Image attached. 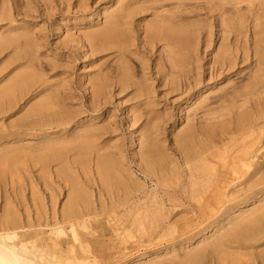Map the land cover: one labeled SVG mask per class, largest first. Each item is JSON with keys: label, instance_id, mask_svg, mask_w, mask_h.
Here are the masks:
<instances>
[{"label": "bare ground", "instance_id": "obj_1", "mask_svg": "<svg viewBox=\"0 0 264 264\" xmlns=\"http://www.w3.org/2000/svg\"><path fill=\"white\" fill-rule=\"evenodd\" d=\"M33 1L37 2V9H40V11L42 10L43 15L47 14L49 9L54 8L52 4H54L56 1L59 3L60 6L63 5L64 2H66L67 4H64L65 7L66 5L70 7L71 5L75 4V6L79 9L76 16L80 17H78L74 21V26L83 24L89 25L93 21L101 18L104 20V22H102V26H100L101 24L95 25L101 28L100 30L96 31L95 35L86 34L84 36V39L88 41L89 44H87L89 45V49H91V52L113 50L114 53H117L119 56L116 55L115 58L117 59H114L113 68L108 69L109 71H113L109 74L114 73V75H108L107 78L102 76V78L104 77V79L98 78L97 80L93 81L92 77L90 83L88 82V84H90L91 86V91L89 90L90 95H88V100L90 103L94 102L93 100L103 94V92H105L106 89L109 87L114 88V92H116L117 95L124 94L129 88H134L132 92L135 96L134 100H137V102L134 103L133 106H131L130 108L127 107L128 112L126 111V114H130L128 117V123H140V120H143L140 125H143V129H145L147 127V124L151 123L154 120L152 114L155 111L152 110L151 107L160 105L158 101L154 100L155 97L151 99V94L154 92L155 89L158 88L161 92V97H164L165 99L164 105H166L167 102H170V100H172L173 103L185 104V109L183 110V112L185 115H187V122L185 124L187 127L184 129V131L182 130V132L177 134L174 138L173 145L175 151L180 156L179 161L172 155H170V153H166L164 148L160 146L158 147V144L155 143L154 145H152V139L150 135L142 134L143 137L145 136L146 141L145 152L138 150V152L136 153L137 155H139L138 165L140 167L142 177L145 178L144 180H150L153 183V188H150V190H148L146 181L135 178L134 175H132L131 173L126 172V175L122 174V171H125V169L122 167L124 164H120L124 161L120 162V160H118L120 159V157H118L117 159L114 156L110 155H97L96 159L93 160L92 169L96 173V179L100 181V185L105 188L99 192L98 196H95V199L94 195L89 192L90 190L86 191L88 189H86L85 187V189H83V187H81L82 185L80 186L75 183L76 180L78 183L79 181L78 177L74 173V170H72L71 165L77 163L79 164L78 167L81 169V172L83 171L90 173L92 169L89 166V153L90 150H93L98 146H95L93 144V141H95L97 136H99L97 134L98 129L90 128L91 130L84 131L83 134H81L80 136H75V138L71 137V140H68L67 138H62L65 135L64 134L61 139H59V141L57 140V143H53L52 146H49L50 148L47 150V152H45L47 153V156L44 157L43 155V157H47L50 162L52 161L60 164V167L56 166L55 170L52 169V171L54 170L55 176H57V178L60 177V175L61 178H65L64 176L66 175L67 178H65L64 184L65 181L71 182V192H68L67 196H65L66 200L65 198L64 200H62V205L59 203L61 205V207H59V210H56L55 202L53 199L54 197L50 193L49 196H51H48V199H50V201L48 200L49 202H47L49 204L46 205L44 203V199H42V194L40 195V193L36 190V187L32 183V181L30 182V186L28 187L30 189V202L32 204L30 208L33 207V210L29 209V204L27 205L26 201L22 200L24 197H20L23 196L20 195L21 193H19L21 189L17 188V185H19L17 180H21L19 181L20 183L22 182L21 177L20 179H15V177L17 178V176L19 175V167L15 168L13 165L14 161H16L14 158L20 159V154H22V152H24L25 150L18 151L19 149H7L0 151V200L3 203V206H0V264H67V262L65 263L62 260V258L65 257V259H68L71 255L69 253L70 256L68 257L67 252H72V250L74 254V256L72 255L73 259L78 253V258L76 259L79 260V258H81L80 261H83L82 258H84V255L88 256L87 254H84V251H89L90 248H92V250H99L100 247L101 250H103L107 240H109V244L113 239H115L116 241L119 240L118 242H121L123 244V242L125 241L123 237L125 235H131L132 226H136L139 229L137 231H141V233L146 232V234L148 232L150 235L153 229L156 230L158 226L162 225L159 228L164 227L165 231L167 232L166 235H168V233L173 235L177 228L181 227L180 230L178 229V231L182 230L183 232L187 230L189 232V230H192V227L203 225L202 229L197 231L193 235L195 236L200 233H203L199 236V238H202L205 235V231H207L209 228H214L217 224L223 222L229 217L231 213H233V188L234 184L237 183L238 179H243V181L241 182L242 184L246 185L245 187L241 185L243 188H241L240 190H242L243 193L246 194V197L240 202H238V206L243 203H248V201L252 197H254L255 194L260 193V196L263 197L264 163L259 160V158H262L263 154L262 156H258V152L261 153L260 151L264 150V110L258 109L257 107L263 104L264 102V16L256 15L259 13H256L257 11H254L256 14L253 13L255 15H252L250 22L252 23V25L249 24V27L243 24V18L241 17L240 20H242L243 25H240V27H234V25L228 24L226 28H224L222 27V23L221 25L219 23V31H217L218 34L217 36L216 34L214 35L218 37L220 43L218 42L219 44H217L218 47L216 46V49H212V42L210 40L212 33L208 31L205 35H203L201 29L198 28L195 30V24H191L189 23L190 21L188 22L183 20L184 16L182 17L179 15L180 12L182 13V11H186L185 9H183V7H186L187 0H75L73 4L72 2H70L71 0H0V54L10 47L12 48V51L14 53H16L17 50L20 49L24 50L27 45H29L32 41L36 40L37 36L35 38V33L30 29H26L25 27L26 20L30 16L31 5L34 4ZM90 1L92 2V5H90ZM212 1L210 2L214 3ZM244 1L245 4H251L256 2L255 0ZM13 2L14 4L16 2L18 3V5L16 6L17 12L13 7ZM107 2H112V4L108 8H99V6L107 4ZM200 2L202 3V1L198 2L199 5ZM235 2H237V0ZM261 2L262 1H260V3ZM219 3L224 4L225 2L222 1ZM205 4L207 3L205 2ZM236 4L234 5L237 8ZM93 5L94 7H92ZM169 5H175L176 8H179L178 11H171L170 7L167 8V6ZM195 5L197 6V3ZM228 5H225V7H228ZM241 5H238L240 6L239 9L237 8L238 10L236 9L238 12L240 8H242ZM251 5L255 6L253 4ZM89 7H91V9ZM218 7L220 6L218 5ZM230 7L232 9L231 5ZM176 8L175 10H177ZM92 9L94 11H91ZM193 9L195 10V8ZM253 9L256 10V7ZM147 10L154 11L152 15L155 19H152L156 21V24L154 23L152 25L151 23L145 25V35L141 41L143 46L146 48L145 51L147 50V53H149V58L146 54V57L148 59H141V64L139 65V67L137 65L138 69L133 70L134 68L131 67L133 64V62L131 61L133 56L131 58L129 57V54L136 55L138 50L134 49V47L136 46V40L130 33V24L132 22L133 16L146 12ZM208 10H210V8ZM231 11L233 10H230V12ZM248 11L249 10H247V12ZM176 12H178V14ZM247 12L244 13L248 14ZM42 13L40 12V16ZM233 13L234 12H231L232 15ZM188 15H186L187 19ZM16 17H19L21 19V25L19 27H13V24L16 23ZM243 17L245 18V16ZM247 19L248 17L246 18V20ZM191 21L193 23V19H191ZM228 21H230L229 23H233L234 17L230 18V20ZM206 24L207 23H205V25ZM54 25L55 29L57 22ZM237 25H239V23ZM5 26H7L6 29L2 31ZM200 39L201 46L199 44ZM85 40H82V42H84ZM160 43L162 45H159L160 47H158V44ZM31 47H29V49ZM88 55L90 56V54ZM3 61V59H0L1 67ZM26 61L28 62V60ZM104 61H106V59ZM140 61L138 63H140ZM150 61L154 66L153 69L152 67L149 68L146 66L147 62ZM10 62H12V60H9V63ZM16 62H18V60L15 61V63ZM107 62L108 61H106V63ZM130 62H132L131 66ZM100 63L102 64L101 59ZM254 63L255 66L253 69H251V66ZM98 65L100 64L98 63ZM102 66L103 65H101L100 67ZM101 71H105V69H101ZM89 73L91 74V72ZM11 74L12 72L7 75V80H10V86L4 89L1 88L0 90V146L2 145L3 141L7 142L10 140H8V138L10 137V134L12 135V133L9 131V129L12 128L15 129L17 127L21 128L24 126H31L30 128L32 129L36 127L43 130L50 129V131L51 129H55V132L46 135L47 138L50 136H55L60 133L67 132L68 130L70 131L72 125H74V130H77L79 127L81 128L84 125L80 124L76 126L74 121L76 117L74 115L65 114L62 111H59L58 109L55 110V108H53V106L57 107L59 105L55 102V96L53 95L55 92L53 94L47 92L48 87L43 89L39 93L34 94V97H37L39 95L40 97H43L45 93V99H42L41 101L39 100V102H35L34 104L33 102H31L33 105L31 104L32 106L29 109V112L27 114L23 113L24 117L21 115L22 117L20 116L21 118L18 121L12 123V121L10 120H12L13 116L11 117L10 115L13 113L14 107H16L14 105V101H16L15 99L17 95L19 94L18 98H20V94L21 96L23 94L27 96L26 93H28L27 91L33 83H36V85H38V82H42V80L45 81V79H41V81L38 80L35 82L32 79L31 81H33V83L30 82V84L29 82H26L28 75L26 76L24 74L26 76V79H24V76H22V74L20 76L17 75L19 79H16L14 81L16 77H13L11 79ZM242 74H245V76L243 77H246V80L243 83H235L232 86L227 84L230 87L227 88L225 91H222L221 94H218L214 97H209L212 94H210L209 96L205 95L208 91L211 90L210 87L217 85L221 81L231 83L232 77H240ZM100 75L102 74L100 73ZM148 75H150L148 82L150 83L151 81H154L155 83H158L159 86L154 88L153 86H151L153 83L145 84L147 82L146 77ZM152 75L154 76L153 78ZM30 76L32 77V75ZM106 79H111V81L113 80V83L108 82V80L107 85L105 81ZM85 82H87V80ZM42 85H44V82ZM53 87H55V85ZM15 92L19 93L16 95ZM215 92H219V90H216ZM168 96L170 97L168 98ZM140 98L144 99L141 100ZM144 100L146 101L143 102ZM192 101H194V103L191 106L190 104L192 103ZM119 103H121V101ZM93 105H95V103ZM87 106H89V103ZM142 106L148 108L149 110L143 108L144 111L141 112L140 108ZM254 108L256 110L251 111V109ZM180 110V112H182V109ZM235 110H238L236 117L233 116ZM8 116L11 117H9L10 120H8ZM99 120L101 121V119ZM7 121L8 124L6 123ZM105 121L107 120L105 119ZM102 124L103 123H101V125ZM86 129H88V127ZM93 138L95 139L93 140ZM72 142H74V145H71ZM4 144L5 143H3V145ZM131 148L133 149V147ZM42 150L41 153H43ZM33 153H35V151ZM36 156H34V158ZM30 157L32 158V156ZM30 157L28 158L30 159ZM70 157L72 159H70ZM40 160L38 158L37 161H39L40 163ZM257 160H259L260 162H257ZM17 163L16 167L18 165ZM20 163L18 166H21ZM24 164L25 163H23L22 169H25L23 167H26L24 166ZM43 164L40 163V166ZM33 165H35V163ZM44 166L42 168V173H40L41 175L43 174V177H46L45 179H48L49 181L50 172L48 169H46L47 167L45 168ZM35 168L37 169L36 165L34 166V169ZM40 169L41 167L39 168V171ZM81 172L79 173L81 174ZM24 174L26 176L25 178L27 179V176L29 175H26V173ZM105 178L107 181H110V179H112V181H115L114 185H110V183L108 184V182L104 181ZM49 182L52 183L51 180ZM74 183L77 185H74ZM53 186L55 188V184ZM66 186L67 184L64 185V187ZM44 191H46V188ZM12 192L16 194L17 198H22L20 201V203H22V207L20 205L22 211L16 209L15 206L12 205V198H10V194ZM28 193L29 192H27V195ZM106 195H108L107 198H105ZM250 196L252 197L250 198ZM185 206L189 209L186 211V214H182V212L179 210L181 208H185ZM55 230L59 231V236H56L57 238L54 237ZM107 234H113L114 238L108 239L107 237H105ZM262 234H264V202H262L258 207L252 209L249 213L245 214V216L238 219H233V222L227 228H225L224 232L221 233L218 238H216L212 243H210L206 247L211 250V253L214 258V264H228V261L232 262V256L234 255V252L232 253L225 249L227 244L229 245L232 241L248 243L251 239L254 240L257 237H260V235ZM61 235H65V237L60 238ZM169 237L171 236H168L167 238ZM104 238H107V240L105 241ZM129 238H132V236H130ZM115 240L113 241L115 242ZM182 240L183 239H180L179 242ZM113 241L111 242L112 246H114ZM118 242H115L116 245H120V243ZM150 243H152V240ZM106 247L104 248V250L107 249L109 252V247L107 246V244ZM206 247L202 248L198 252H194L195 254L191 256L190 260H194V262L196 260L199 261L201 258V254L205 252V249H207ZM75 248L76 251L74 253ZM164 250L166 251L167 248L165 247ZM105 251L102 253L104 254ZM91 255L93 254L91 253ZM261 257L262 263H264V255ZM71 258L72 257H70L69 259ZM107 258L108 257H106L105 260ZM84 260H86V258ZM87 260L85 262L88 264L89 262H87ZM239 260L242 259H240L239 257V259L236 261L239 262ZM247 260L248 257L244 258L243 262L248 263ZM69 262V264L75 263V261Z\"/></svg>", "mask_w": 264, "mask_h": 264}, {"label": "rangeland", "instance_id": "obj_2", "mask_svg": "<svg viewBox=\"0 0 264 264\" xmlns=\"http://www.w3.org/2000/svg\"><path fill=\"white\" fill-rule=\"evenodd\" d=\"M113 1V0H111ZM199 1H202V3L200 2V5L198 4ZM207 4H205V2ZM210 1L212 0H187L186 1V7H183V9H185L186 11H184L185 14L183 11L182 13L180 12L179 15L180 16H184L183 17V20L185 21H190L189 23L191 24H195V30L196 29H201L202 30V33L203 35L206 34V32L210 31L212 33V36L210 37V40L212 42V46L211 48L212 49H216V46L218 47L217 44H219V40H218V37L217 34L219 31V23L221 25L222 23V27L226 28V26L229 24H232L234 25V27H240V25L242 26L243 24L246 25L247 27H249V24L252 25L251 22V17L252 15H255L256 13H259V14H256V15H259V16H264L263 12H264V1L263 0H255L256 2L254 3H251L255 6H252L251 4L249 3H246L245 4V1L244 0H237V2H235L236 0H213L212 2L214 3H211ZM222 2L224 1L225 3H219V2ZM232 1V2H230ZM242 1V3H241ZM244 1V3H243ZM260 1H262L260 3ZM34 4L31 5V10H30V16L29 18L26 20V29H30L32 30L35 34V38L36 40L32 41L29 45L26 46V48L23 49H20V50H17L16 53H14L12 51V48H8L6 49L4 52H2L0 54V59H3V64H2V67L0 66V90L1 88H7L8 86H10V80H7L8 77L7 75L11 74V79L13 77H16L14 79V81L18 78V76H20L22 74V76H24V79H26V76H27V79H26V82H31L33 83V81H41V79H45L42 80V82H38V85H36V83H33L30 87H29V90L27 91L28 93H26L27 96H25V94H23L21 96L20 94V98L19 97V92H15L17 97H16V101H14V105L16 107H14V111L13 113L10 115L12 117V120H10V116H8V120L12 121V123H15L16 121H18L22 116L24 117L23 113L24 114H27L29 112V109L31 108V106L36 102H39V100L41 101L42 99H45L44 98V95L43 97L41 98L40 95L37 96V97H34V94L35 93H39L40 91H42L43 89L47 88V92L50 93V94H53L55 96V102L59 105L57 107H54L55 110H59V111H62L63 113L65 114H72L74 115L76 118L74 119L75 121V125H80V124H84L81 128L79 127L77 130H74V125L71 126V129L70 131L68 132H64V133H60L58 135H55V136H50V137H47L46 138V135L47 134H51L53 132H55V129H46V130H43V129H39V128H30L31 126H24V127H21V128H15V129H9V131L12 133V135L10 134V137L8 138L9 141H3L2 142V145L0 146V151H3V150H18V151H21V150H25L24 152H22V154H20V159H16L14 158L16 161H14V167L15 168H18V171L17 173L20 175L17 176V178L15 177V179H22V182L20 183L19 181L21 180H17L18 181V184L17 185V188H20L21 191L19 193H21L20 195H23V196H20V197H24L23 199L22 198H17L16 197V194L15 193H11L10 195V198H12V205L15 206L16 209L18 210H21V207H22V203H20L21 199L22 200H25L27 205L29 204V209L33 210V207L30 208V206H32L31 202H30V189L28 186H30V182L32 181V183L35 185L36 187V190L40 193V195L42 194V199H44V203L46 205H48L50 201V199H48V196H49V193L54 197V202H55V208L56 210H59L61 207V202L63 203L62 200H66V197L68 192H71V182H67L65 181V184H64V180L65 178H67V176L65 175L64 177L65 178H61V175L60 177L57 178V176H55V173H54V170L56 168V166L60 167V164H58L57 162H50V160L46 157L44 158L45 156H47L45 152H47V150L50 148L49 146L53 145V143H57L59 141V139L64 138V139H68V140H71V137L75 138V136L77 137L78 135L80 136L81 134H83L84 131H89L91 130L90 128L92 129H98V135L97 138H93V140L95 139V141H93V144L95 146H97L96 148H94L93 150H90V153H89V159L90 162H89V166L91 167V169L93 168V160L96 159V156H104V155H110V156H114L115 158L118 159V157H120V162L121 161H124V162H121L120 164L123 165L122 167L125 169V171H122V174L123 175H126L127 173H131L132 175H134L135 178H138L140 180H143V181H146V184H147V187H148V190H150V188L152 189L153 188V183L150 181V180H144L145 178L142 177V174L140 172V167L138 165V162H139V155H137L136 152H138V150H141V151H144L145 152V144H146V141H145V136L143 137V135H150L151 136V139H152V145H154L155 143L158 144V147H162L164 148L165 152L166 153H170V155H172L174 158H176L178 161L180 159V156L178 155V153L175 151V148H174V138L177 134L181 133L182 130L184 131V129L187 127L185 124H186V116L183 112V110L185 109V104L184 103H173L172 100H170V102H167L166 105H164V97H161L160 95V91L159 89H155L154 92L151 94V99L155 97V101H158L160 103V105L158 106H153L151 107L152 110H154L155 112H153L152 114V117L154 118V120L151 122V123H148L147 124V127L145 129H143V125H140L142 123L143 120H140V123H134V124H129L128 123V117L129 115H127L126 113L128 112L127 111V107L130 108L131 106H133L134 103L137 102V100H134L135 96H134V93L132 92L134 90V88H129L126 90V92L124 94H120V95H117L116 92H114V88H107L106 89V93L103 92V94H101L98 98H95V100H93L94 102H92L93 104L95 103V105H93L92 103L89 102L88 98L90 95V84H88V82L90 83L91 81V78H92V81L93 80H97L98 78H102V76L106 77L108 75H114V73L112 74H109L110 72H113V71H109L108 69H111L113 68V64H114V59H117L115 58L116 55L119 56L117 53H114L113 50L111 51H94V52H91V49H89V43L88 41H86L84 39V36L86 34H91V35H95L96 34V31L100 30L101 28L100 27H97L95 26L96 24H101L100 26H102V22H104V20L101 18V19H98V20H95L93 21L91 24L89 25H86V24H83V25H78V26H74V21L80 17V16H76L77 12L79 11V9L75 6V4H73V2H75V0H71L70 2H72L73 5H71L70 7H68L66 5V7L64 6V4H67L66 2H64L63 5H59V3L56 1L54 4H52V6L54 8L52 9H49L48 10V13L43 15L42 13V10L40 11V9H37L38 8V4L37 2L33 1ZM227 2V4H226ZM240 2V4H239ZM90 5H92L91 1L89 2ZM188 3V4H187ZM191 3V4H190ZM193 3V4H192ZM197 3V6L195 5ZM210 3V4H209ZM231 3V4H230ZM237 3V4H236ZM58 4V5H57ZM112 4V2L108 3L107 4H103L101 6H99V8L101 7H109L110 5ZM169 4V3H168ZM221 7H218V5ZM230 4L232 6V9L230 7ZM237 6V8L239 9L240 6L238 5H241V7L243 8H240L239 12L237 11L238 9L235 7V5ZM258 4V5H257ZM18 3L16 2L14 4L13 2V7L15 9V11L17 12V6ZM190 5V6H189ZM195 5V6H194ZM225 5H228V7L226 8ZM234 5V7H233ZM251 7H250V6ZM261 5V6H259ZM59 6V7H58ZM74 6V8H73ZM206 6V7H205ZM208 6V7H207ZM216 6V8H215ZM94 7V5L92 6ZM171 9V11H178L179 8H176L175 5H169L167 6V8ZM175 7L177 10H175ZM192 7V8H191ZM199 9H198V8ZM250 7V8H249ZM256 7V10L253 9ZM60 8V9H59ZM91 9V7H89ZM97 8V7H96ZM173 8V9H172ZM186 8H189V9H186ZM195 8V10L193 9ZM197 8V9H196ZM210 8V10H208ZM213 8V9H212ZM215 8V10H214ZM56 11H55V10ZM59 9V10H58ZM67 9V10H66ZM77 9V10H76ZM94 9V8H93ZM91 10V11H94V10ZM223 9V10H222ZM224 9H227V10H224ZM237 9V10H236ZM241 9H242V12H247V10H249L246 14V13H242L241 12ZM247 9V10H245ZM252 9V10H250ZM66 10V11H65ZM181 10V9H180ZM199 10V11H198ZM201 10V11H200ZM214 10V11H213ZM218 10V11H217ZM222 10V11H221ZM229 10V12H228ZM230 10H233L231 12H234L233 15L231 14ZM263 10V11H262ZM38 11V12H37ZM150 11V12H149ZM210 11V12H209ZM224 11V12H223ZM226 11V12H225ZM254 11H257L256 13ZM259 11V12H258ZM262 11V12H261ZM40 12L42 13L41 16H40ZM215 12V13H214ZM237 12V13H236ZM152 13H154V11L152 10H147L146 12H143L141 14H138L136 16H133L132 18V22L130 24V33L132 34V36L135 38V44L136 46L134 47V49H137V54L136 55H131L129 54V57L132 58V62H130V66L132 64V68H134L133 70H137L139 65L141 64V59L143 58H146L148 59V55L149 53H147V50L145 51V47L143 46V44L141 43L144 35H145V32H144V27H146L145 25H148V24H151L152 25L155 23L156 24V21L154 20L155 18L153 17ZM178 14V12H176ZM191 13V14H190ZM203 13V14H202ZM208 13V14H207ZM221 15H220V14ZM252 13V14H251ZM255 13V14H253ZM262 13V14H260ZM52 14V15H51ZM184 14V15H183ZM190 16H189V15ZM218 14V15H217ZM226 14V15H225ZM230 14V15H229ZM235 14V15H234ZM35 17H34V16ZM148 15V16H147ZM150 15V16H149ZM186 15H188V19L186 18ZM193 15V17H192ZM224 15V16H223ZM228 15V17H227ZM239 15V16H238ZM37 16V17H36ZM141 16V17H140ZM199 16V17H198ZM213 16V17H212ZM232 16V17H230ZM236 16V17H235ZM245 16V18L243 17ZM151 19H150V18ZM181 17V18H182ZM200 19H198V18ZM226 18L224 20L223 19ZM234 17V22L233 23H229L230 21V18H233ZM240 17L243 18V24H242V20H240ZM248 17V19L246 20V18ZM37 18V19H36ZM68 18V19H67ZM154 18V19H152ZM204 18V19H203ZM218 20H217V19ZM221 18V20H220ZM237 18V19H236ZM187 19V20H186ZM191 19H193V23L191 21ZM207 19V20H206ZM236 19V21H235ZM21 19L19 17H16V23L13 24V27H19L21 24H20V21ZM70 20V21H69ZM149 20V21H147ZM195 20V22H194ZM210 20V21H209ZM237 20H240V21H237ZM19 21V22H18ZM145 21V22H144ZM219 21V22H218ZM245 21V22H244ZM57 22V25H56V28L54 29V24ZM100 22V23H99ZM239 25H237L238 23ZM138 23V24H137ZM205 23H207L205 25ZM227 23V24H226ZM237 23V24H236ZM37 25V26H36ZM61 25V26H60ZM209 25V26H207ZM143 26V27H142ZM7 26H5L3 28L2 31H4L6 29ZM33 27V28H32ZM36 27V28H35ZM42 27V28H41ZM60 27V28H59ZM81 28V29H80ZM34 29V30H33ZM85 29V31H84ZM141 29V30H140ZM66 30V31H65ZM39 31V32H38ZM42 33V34H41ZM57 33V34H55ZM140 33V34H139ZM141 33H142V36H141ZM68 34V35H67ZM216 34V36L214 35ZM42 35V36H41ZM81 35V36H80ZM62 37V38H61ZM81 37V38H80ZM41 38V39H40ZM79 39V41H78ZM81 39V40H80ZM59 40V41H58ZM82 40H85L84 42H82ZM81 41V42H80ZM199 44L201 46V39L199 40ZM78 42V43H77ZM219 42V43H218ZM228 42V41H227ZM59 43V44H58ZM82 43V44H81ZM88 43V44H87ZM226 43V42H225ZM77 44V45H76ZM139 44V46H138ZM162 45L161 43L158 44V47ZM214 45V46H213ZM32 46V47H31ZM34 46V47H33ZM84 46V47H83ZM88 46V47H87ZM199 46V47H200ZM29 47H31L29 49ZM75 47V48H74ZM140 47V48H139ZM87 48V49H86ZM26 49V50H25ZM89 49V50H88ZM156 49V48H155ZM154 49V50H155ZM22 51V52H21ZM90 51V52H88ZM27 52V53H26ZM106 52V53H105ZM30 53V54H28ZM35 53V54H34ZM47 55H46V54ZM85 53V54H84ZM97 53V54H96ZM113 53V54H112ZM8 54V56H7ZM33 54V55H32ZM87 54V56H86ZM90 54V56L88 55ZM101 54V55H100ZM105 54V55H104ZM109 54V55H108ZM112 54V55H111ZM144 54V55H143ZM146 54H147V57H146ZM22 55V56H21ZM114 55V57H113ZM35 58H34V57ZM43 56V58H42ZM110 58H108V57ZM140 56V57H139ZM88 57V58H87ZM103 57V58H102ZM24 58V59H23ZM27 58V59H26ZM35 60H34V59ZM130 58V59H131ZM137 60H135V59ZM28 60V62L26 60ZM30 59V60H29ZM97 59V60H95ZM100 59H101V62L102 64L100 63ZM106 59V61H108L106 63V61H104ZM112 59V60H111ZM134 59V60H133ZM139 59V60H138ZM9 60H12V62L9 63ZM18 60V62L15 63V61ZM20 60V61H19ZM145 60V59H144ZM8 61V63H7ZM92 61V62H91ZM104 61V63H103ZM113 61V62H112ZM116 61V60H115ZM140 61V63H138ZM36 62V63H35ZM40 62V63H39ZM48 62V63H47ZM90 62V63H89ZM100 65H98V63ZM6 63V64H5ZM28 63V64H27ZM37 65H35V64ZM51 63V64H50ZM112 63V64H111ZM137 63V64H136ZM50 64V65H49ZM135 64V65H134ZM7 65V67H6ZM34 65V66H33ZM97 65V67H96ZM101 65H103L102 67H100ZM105 65V67H104ZM112 65V66H110ZM138 65V67H137ZM151 65V66H150ZM36 66V67H35ZM94 66V67H93ZM108 66V67H106ZM147 67L153 69V64L152 62H147L146 64ZM253 66V67H252ZM251 66V69L254 68L255 66V63ZM99 67V68H98ZM137 67V68H136ZM22 68V69H21ZM27 68V70H26ZM32 68V69H31ZM11 69V70H10ZM20 71H19V70ZM53 69V70H52ZM105 69V71H101ZM107 69V70H106ZM34 70V71H33ZM38 70V71H37ZM24 71V72H23ZM30 71V72H29ZM37 71V72H36ZM101 71V72H100ZM108 71V72H106ZM91 72V74L89 73ZM102 75H100V73ZM8 73V74H7ZM37 73V74H36ZM54 73V74H52ZM94 73V74H93ZM96 73V74H95ZM105 73V74H104ZM108 73V74H107ZM154 73V72H152ZM16 74V75H15ZM26 76H25V75ZM64 74V75H63ZM86 74V75H85ZM93 74V75H92ZM99 74V76H98ZM246 74V73H245ZM245 74H242L240 77H232L231 78V83H227L225 81H221L219 82L217 85L215 86H212L210 87L211 90L208 91L205 95L209 96V97H214L218 94H221L222 91H225L227 88H229L230 86H232L233 84L235 83H243L246 79V77H243L245 76ZM18 75V76H17ZM32 75V77L30 76ZM82 75V76H81ZM85 75V76H83ZM3 76V77H2ZM37 76V77H36ZM41 76V77H40ZM90 76V77H89ZM36 77V78H35ZM50 77V78H49ZM96 77V78H95ZM104 77L102 79H104ZM149 77L150 75H148L146 77V80L147 83L148 80H149ZM154 76L152 75V78ZM4 78V79H3ZM62 80H61V79ZM80 78V79H79ZM236 78V79H235ZM6 79V80H5ZM29 79V80H28ZM33 79V81H31ZM49 79V80H48ZM82 79V81H81ZM234 79V80H233ZM52 80V81H50ZM54 80V81H53ZM60 80V81H59ZM87 80V82H85ZM109 80V81H108ZM239 80V81H238ZM6 81V82H5ZM50 81V82H49ZM64 81V82H63ZM81 81V82H80ZM106 83L107 81L108 82H112L111 79H106L105 80ZM236 81V82H235ZM44 82V85H42ZM80 82V83H79ZM157 82V81H156ZM234 82V83H232ZM30 83V84H31ZM41 83V84H40ZM113 83V82H112ZM154 88L159 86L158 83H155L154 81H151L150 82ZM149 83V84H150ZM3 84V85H2ZM7 86H6V85ZM35 84V86H34ZM50 84V85H49ZM82 84V85H81ZM227 84H229L230 86H228ZM42 85V86H41ZM47 85V86H46ZM49 85V86H48ZM55 85V87H53ZM85 85V86H84ZM108 85V83H107ZM3 86V87H2ZM5 86V87H4ZM33 86V87H32ZM41 86V87H40ZM63 86V87H62ZM217 86V87H216ZM225 86V87H224ZM68 87V88H67ZM31 88V89H30ZM55 88V89H54ZM70 88V89H69ZM87 88V89H86ZM54 89V90H53ZM82 89V90H81ZM166 89V88H165ZM59 90V91H58ZM90 90V91H89ZM110 90V91H109ZM161 90V89H160ZM213 90H219V92H215ZM61 91V93H60ZM65 93H63V92ZM159 91V92H158ZM83 92V93H82ZM88 92V93H87ZM63 93V94H62ZM106 95H105V94ZM133 93V94H132ZM60 94V95H59ZM68 94V95H67ZM116 94V95H114ZM126 94V95H125ZM132 96H131V95ZM29 95V96H28ZM62 95V96H61ZM87 95V97H86ZM110 95V96H109ZM131 97H130V96ZM157 95V96H156ZM119 96V97H118ZM163 96V95H162ZM26 97V98H25ZM32 97V98H31ZM109 97V98H108ZM129 97V98H128ZM170 96H168L169 98ZM64 98V99H63ZM71 98V99H70ZM103 98V99H101ZM111 98V100H110ZM120 98V99H119ZM22 99V100H20ZM28 99V100H27ZM33 99V100H32ZM60 99V100H59ZM88 101H87V100ZM118 99V100H117ZM141 100H143L144 98H140ZM18 100V102H17ZM26 100V101H25ZM108 100V101H107ZM117 100V101H116ZM125 100V101H124ZM131 100V101H129ZM161 100V101H160ZM60 101V102H58ZM96 101V102H95ZM103 101V102H102ZM121 101V103H119ZM146 100H144L143 102H145ZM26 102V103H25ZM33 102V104L31 103ZM63 102V103H62ZM20 105H19V104ZM89 103V106H87ZM126 103V104H125ZM139 103V102H138ZM194 101H192V103L190 104L191 106L193 105ZM26 104V105H25ZM28 104V105H27ZM32 104V105H31ZM72 104V105H71ZM117 104V105H116ZM128 104V105H127ZM149 104V103H148ZM152 104V103H151ZM150 104V105H151ZM178 106H176V105ZM67 105V106H66ZM101 105V106H100ZM121 105V106H120ZM124 105V106H123ZM153 105V104H152ZM77 106V107H76ZM81 106V108H80ZM176 106V107H175ZM182 106V107H181ZM61 107V108H60ZM65 107V108H64ZM88 107V108H87ZM92 107V108H91ZM163 107V108H162ZM264 102L263 104H261L260 106H258L257 108L258 109H261V110H264ZM73 108V109H71ZM142 108V109H141ZM140 108V111H144V109H148L144 106H142ZM144 108V109H143ZM24 109V110H22ZM27 109V110H26ZM62 109V110H60ZM91 109V111H90ZM97 109V110H96ZM178 109V110H177ZM182 109V112H180ZM245 109V108H244ZM22 110V111H21ZM67 110V111H66ZM93 110V111H92ZM123 110V111H122ZM149 110V109H148ZM248 110V109H247ZM253 110H256L255 108L254 109H251V111ZM21 111V112H19ZM127 111V112H126ZM159 111V112H158ZM162 111V113H161ZM178 111V112H177ZM17 114H16V113ZM19 112V113H18ZM26 112V113H25ZM81 112V114H80ZM110 112V114H109ZM112 112V113H111ZM158 112V114H157ZM174 112V113H173ZM108 113V114H107ZM179 113V114H178ZM238 113V110H235L234 112V117H236ZM80 117H79V115ZM104 114V115H103ZM164 114V115H163ZM182 116H181V115ZM18 115V116H17ZM22 115V116H21ZM21 116V117H20ZM78 116V117H77ZM86 116V117H85ZM96 116V117H95ZM106 116V117H105ZM156 116V117H155ZM16 117V118H15ZM98 117V118H97ZM159 117V118H158ZM183 117V118H182ZM18 118V119H17ZM94 118V119H93ZM36 119V118H34ZM88 119V120H87ZM101 119V121L99 120ZM105 119L107 121H105ZM183 119V120H182ZM110 120V122H109ZM121 120V121H120ZM126 120V121H125ZM93 121V122H92ZM97 121V122H95ZM168 121V122H167ZM177 121V122H176ZM183 121V122H182ZM185 121V122H184ZM107 122V123H105ZM182 122V123H181ZM8 124V121L6 122ZM5 123V124H6ZM93 123V124H92ZM97 123V124H96ZM101 123H103L101 125ZM88 124V125H87ZM112 124V125H111ZM114 124V125H113ZM123 124V125H122ZM96 127H95V126ZM100 125V126H99ZM104 125V126H103ZM126 125V126H125ZM179 125V126H178ZM182 125V126H181ZM90 126V127H89ZM93 126V127H92ZM108 126V127H107ZM130 126V127H129ZM174 126V127H173ZM88 127V129H86ZM105 127V128H104ZM125 127V128H124ZM29 128V129H28ZM102 130L100 131L99 130ZM104 128V129H103ZM108 128V129H107ZM128 128V129H127ZM150 129V130H149ZM153 129V130H152ZM175 129V130H174ZM20 130V132H19ZM25 130V131H24ZM28 130V131H27ZM49 130V131H48ZM115 130V131H113ZM144 130V131H143ZM179 130V131H178ZM23 131V132H22ZM46 131V132H45ZM80 131V133H79ZM82 131V132H81ZM107 131V132H106ZM126 131V132H125ZM148 131V132H147ZM172 131V132H171ZM42 132V133H41ZM46 134H45V133ZM113 132H114V135H113ZM116 132V133H115ZM133 132V133H131ZM21 133V134H20ZM70 133V134H69ZM79 133V134H78ZM129 133V134H128ZM136 133H137V136H136ZM175 133V134H173ZM143 134V135H142ZM172 134V135H171ZM24 135V136H23ZM68 135V136H66ZM74 135V136H72ZM101 135V136H100ZM132 135V136H131ZM17 136V137H16ZM66 136V137H65ZM70 136V137H69ZM128 136V137H126ZM13 137V138H12ZM21 137V138H20ZM23 137V138H22ZM69 137V138H68ZM139 137V138H138ZM171 137V139H170ZM172 137H173V140H172ZM26 138V139H25ZM30 138V139H29ZM100 141H99V139ZM119 138V139H118ZM29 139V140H28ZM126 139V140H125ZM134 139V140H133ZM15 140V141H14ZM21 142H20V141ZM58 140V141H57ZM73 140V139H72ZM97 140V141H96ZM133 140V141H132ZM137 140V142H136ZM160 140V141H159ZM1 141V140H0ZM11 141V142H10ZM23 141V142H22ZM92 141V140H91ZM105 141V142H104ZM154 141V142H153ZM10 144H9V143ZM15 142V143H14ZM20 142V143H19ZM46 142V143H45ZM49 142V144H48ZM96 142V144H95ZM98 142V143H97ZM104 142V143H103ZM166 142V144H165ZM173 142V143H172ZM3 143H5L3 145ZM8 143V144H7ZM74 142L71 143V145H74L73 144ZM103 143V144H102ZM133 143V144H132ZM172 143V144H171ZM15 144V145H14ZM102 144V145H101ZM113 144V145H112ZM138 144V145H137ZM6 145V146H5ZM41 145V146H40ZM57 145V144H55ZM70 145V144H69ZM109 145V146H108ZM135 145V146H134ZM260 145V144H259ZM9 148H8V147ZM18 146V147H17ZM103 146V147H102ZM112 148H111V147ZM120 146V147H119ZM3 147V148H2ZM5 147V148H4ZM38 147V148H37ZM48 147V148H47ZM116 147V148H115ZM133 147V149L131 148ZM46 148V149H45ZM118 148V149H117ZM31 150V153H30V150ZM43 149V150H42ZM45 149V150H44ZM96 149V151H95ZM131 149V151H130ZM28 150V152H27ZM40 150V151H39ZM41 150L43 151V153H41ZM134 152H133V151ZM35 151V153H33ZM264 150H261L259 153L258 152V156H262V158H259V160L261 162L264 163ZM39 152V153H38ZM24 153V154H23ZM27 153V154H26ZM29 153V154H28ZM45 153V154H44ZM116 153V154H115ZM35 154V155H34ZM39 154V155H38ZM94 154V155H93ZM136 154V155H135ZM37 155V156H36ZM42 157H41V156ZM44 155V157H43ZM118 155V156H116ZM32 156V158L30 157ZM34 156H36L34 158ZM92 156V157H91ZM134 156V157H132ZM144 156V154H143ZM17 157V158H18ZM30 157V159L28 158ZM39 158L40 160V163L43 164L40 166V163L39 161H37ZM25 161H23V160ZM27 159V160H26ZM70 159H72L70 157ZM19 160V161H18ZM22 160V161H21ZM49 160V162H48ZM257 160V162L259 161ZM28 161V162H27ZM31 161V162H30ZM43 161V162H42ZM72 161V160H71ZM92 161V162H91ZM134 161V162H133ZM259 161V162H260ZM25 163L24 166L26 167H23L25 169H22V166H23V163ZM37 167V169L35 168L34 169V166L33 165L34 163ZM16 163L21 166H18L16 167ZM39 163V164H38ZM123 163V164H122ZM27 164V165H26ZM47 164V165H46ZM33 167H32V166ZM45 165V166H44ZM55 167H54V166ZM43 166L49 170L50 172V178H49V181L51 180L52 183H50L48 181V179H45L46 177H43V174L41 175L42 173V168ZM79 164L77 163H74V165L72 164L71 165V168L72 170H74V173L76 174V176L78 177V181L79 183L77 182V180L75 181V183H77L78 185H82L81 187H83V189H88L86 191H89L92 195H94V199H95V196H98L99 192L104 189L105 187H103L102 185H100V181L97 178L96 176V173L93 171V169L90 171V173L88 172H81L80 168L78 167ZM125 166V167H124ZM33 169H32V168ZM41 167L40 171H39V168ZM54 167V168H53ZM57 167V168H58ZM27 168V169H26ZM52 169H54L52 171ZM123 169V170H124ZM27 170V171H26ZM29 170V171H28ZM24 171V172H23ZM26 171V172H25ZM37 171V173H36ZM32 172V173H31ZM41 172V173H40ZM81 172V174L79 173ZM94 172V173H93ZM127 172V173H126ZM26 175H29L27 176V179L25 178V174ZM40 173V174H38ZM83 173H84V176H83ZM87 173V174H86ZM23 174V175H22ZM57 175V174H56ZM31 176V177H30ZM36 176V177H35ZM43 178H42V177ZM45 176V175H44ZM71 176V174H70ZM90 176V177H88ZM29 177V178H28ZM39 177V178H38ZM56 177V179H55ZM61 180H60V179ZM72 178V177H71ZM92 180H91V179ZM31 179V180H30ZM58 179V180H57ZM73 179V178H72ZM87 179V180H86ZM68 180V179H67ZM90 180V181H89ZM240 180V181H239ZM28 181V182H27ZM87 181V182H86ZM98 181V182H97ZM104 181L108 182V184L110 183V185H114L115 181H112V179H110V181L106 180V178L104 179ZM243 179H238L237 180V183L234 184V209L232 210L233 213H231L229 215V217L227 219H225L223 222L217 224L214 228H209L207 231L204 232V237L202 238H199V236L203 233H200L198 235H195L193 236L197 231L201 230L203 225H199V226H196V227H192V230L190 231L189 229V232L187 230L183 231H178V229L180 230V228H177V230L174 232V236L172 234H169L166 235V231L164 229V227H161L159 228L160 226H158V228L156 230L153 229V231L150 233L147 232H142L141 231H137L139 230L136 226H132L131 227V235L132 238H129L130 236L129 235H123L124 239H125V244L123 242V244L121 242H118L116 241L114 238V235L112 234H107L105 237H107L108 239L112 238L113 240H115V242H118L120 243V245H116V243L111 240V242L113 241L114 243V246H112V243L110 242L109 244V240H107V238L105 239L106 241V244L107 246L109 247V252L107 249L104 250V248L106 247V244L103 246V250L105 251V253L103 254L102 252H104L103 250H101V247L99 250H92V248H90V252L89 251H86L88 253H86L84 251V254H87L88 256H85L84 255V258L83 261H80L81 258L76 259L78 258L77 254L75 255V258L73 259V250L72 252H67V255L68 257H72L71 259H65L62 258V260L67 264H69L73 261H75V263L73 264H87L85 261L88 259H90L89 261L87 260V262H89L88 264H214V258H213V255L211 253V250L208 249L206 246H208L210 243H212L216 238L219 237V235L221 233L224 232L225 228H227L232 222H233V219H238V218H241L243 216H245V214L249 213L252 209L258 207L262 202H264V194H263V197L260 196V193L258 194H255L254 197L250 196V200L248 201V203H243L241 205L238 206V202H240L242 199H244L246 197V194L243 193L242 190H240L241 188L245 187L246 185L242 184ZM43 182V183H41ZM63 182V184H62ZM67 182V183H66ZM81 182V184H80ZM241 182V183H240ZM55 184V188H54V184ZM74 185H77L75 184ZM23 184V186H22ZM42 184V185H41ZM53 184V185H52ZM70 185L66 187H64V185ZM73 184V183H72ZM239 185V186H237ZM243 187H242V186ZM42 186V187H41ZM57 186V187H56ZM237 186V187H236ZM85 187V188H84ZM240 187V188H239ZM27 188V190H26ZM42 188V189H41ZM46 188V191H44ZM65 188V189H64ZM236 188V189H235ZM239 188V190H238ZM67 189V190H66ZM25 190V191H24ZM29 190V191H28ZM147 190V191H148ZM232 190V191H233ZM56 191V192H54ZM66 191V192H65ZM27 192L28 195H27ZM60 192V193H59ZM1 193V192H0ZM66 193V195H65ZM238 193V194H237ZM14 194V195H13ZM48 194V195H47ZM236 194V195H235ZM13 195V196H12ZM50 195V196H51ZM49 196V197H50ZM60 196V197H59ZM108 195L105 196V198H107ZM259 196V197H258ZM29 198V199H28ZM259 199V200H258ZM263 199V200H262ZM49 200V201H48ZM261 200V201H260ZM233 202V201H232ZM2 201L0 200V206H3V203ZM61 205H60V204ZM237 204V205H236ZM248 206H246V205ZM21 205V207H20ZM254 205V206H253ZM57 206V207H56ZM1 208V207H0ZM240 208V209H239ZM122 209V208H121ZM189 208H187L185 206V208H181L179 211L182 212V214H186V211L188 210ZM239 209V210H238ZM185 210V211H184ZM231 211V212H232ZM244 211V212H243ZM242 213V214H241ZM0 214H1V210H0ZM223 220V219H222ZM137 228V229H136ZM198 228V229H197ZM159 231V232H158ZM194 231V232H193ZM139 232V233H137ZM179 232V233H178ZM192 232V233H190ZM212 232V233H211ZM141 233V234H140ZM157 233V234H156ZM190 233V234H189ZM139 234V235H138ZM144 234H145V237H144ZM161 234V236H160ZM176 234V235H175ZM189 238H188V236ZM209 234V236H208ZM143 237H142V236ZM156 235V236H155ZM58 237L59 236V231L55 230L54 231V237ZM129 236V237H128ZM149 236V237H148ZM168 236H171L169 238H167ZM56 237V238H57ZM65 235H61L60 238H64ZM138 237V238H137ZM156 237V238H155ZM151 238V239H150ZM163 238V239H162ZM150 239V240H149ZM155 239V240H154ZM157 239V240H156ZM180 239H183L182 241L179 242ZM264 234L260 235V237H257L255 238L254 240H250V242L248 243H241L239 241H232L228 247L226 245V248L228 251L230 252H234L233 256H232V262L228 261L227 263L229 264H235V263H240V264H264L262 263V257L264 255ZM152 240V243H150ZM196 240V241H195ZM200 240V241H199ZM158 241V242H156ZM202 241V242H201ZM148 243V244H147ZM169 243V245H168ZM191 243V244H190ZM187 246H185V245ZM201 244V245H200ZM233 244V245H232ZM260 244V245H259ZM197 245V246H196ZM259 245V246H258ZM113 248H116V249H113ZM177 246V247H175ZM167 248V250L165 251L164 248ZM180 247V248H179ZM207 248L205 249V252L201 254V258L199 261H195L194 260H190L191 256L194 255L195 253L194 252H198L200 251L202 248ZM254 247V248H253ZM107 248V247H106ZM111 248V249H110ZM175 248V249H174ZM178 248V249H177ZM198 248V249H197ZM245 248V249H244ZM113 249V250H112ZM242 249V250H241ZM92 250V251H91ZM111 250V251H110ZM169 250H170V253H169ZM172 250V251H171ZM76 251V248L74 249V253ZM94 251V252H93ZM155 251V252H154ZM162 251V252H161ZM176 251V252H175ZM107 252V254H106ZM258 252V253H257ZM70 253V255H69ZM72 253V254H71ZM91 253L93 255H91ZM99 253V254H98ZM97 254V255H95ZM102 256H101V255ZM154 254V255H153ZM182 254V255H181ZM244 254V256H243ZM260 254V256H259ZM66 255V256H67ZM73 255V256H72ZM107 255V256H106ZM258 255V256H257ZM91 256V257H89ZM101 258H100V257ZM104 256V257H103ZM206 256V257H205ZM243 256V257H242ZM88 257V258H87ZM99 257V258H97ZM103 257V258H102ZM108 257L106 260L105 258ZM185 257V258H184ZM240 257V259L242 260H239V262H237L236 260H238ZM242 257V258H241ZM248 257V263L246 262H243V259L244 258H247ZM86 258V260H84ZM144 258V259H143ZM171 258V259H170ZM188 259V260H187ZM69 260V261H68ZM78 260V261H77ZM156 260V261H155ZM187 260V261H186ZM235 260V261H234ZM246 260V259H245ZM244 260V261H245ZM251 260V261H249ZM92 261V262H91ZM135 261V262H134ZM172 261V262H171ZM175 261V262H174ZM179 261V262H178ZM234 261V263H233ZM241 261V262H240ZM69 262V263H68ZM80 262V263H79ZM82 262V263H81ZM91 262V263H90ZM104 262V263H103ZM72 264V263H71Z\"/></svg>", "mask_w": 264, "mask_h": 264}]
</instances>
